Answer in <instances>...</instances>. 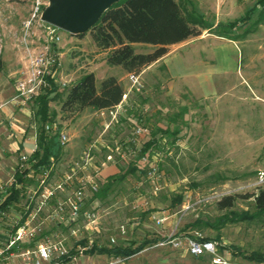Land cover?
<instances>
[{
  "label": "rangeland",
  "instance_id": "rangeland-1",
  "mask_svg": "<svg viewBox=\"0 0 264 264\" xmlns=\"http://www.w3.org/2000/svg\"><path fill=\"white\" fill-rule=\"evenodd\" d=\"M176 1L184 11L191 9L212 24L245 14L249 19L226 37L201 30L197 36L168 45L165 54L133 74L132 83L131 73L105 62L107 51L94 45L88 30L79 34L58 28V40L45 42L37 21L24 26L33 0H0V91L8 93L0 97V107L18 104L28 111L26 117L16 109L17 121L0 111V189L8 183L20 155H29L7 152L8 142L25 144L36 136L31 103L12 101L13 78L28 53L45 45L57 62L52 73L57 90L48 103L55 115L48 124L55 125L52 133L56 130L67 137L47 181L52 195L43 199L38 181L33 180L5 219L13 223L23 203H47L33 210L28 223L60 240L64 250L75 249L69 264H264V222L220 224L216 219L227 209L219 210L215 203L234 194L229 209L251 211L252 197L245 195L256 193L264 180V24L238 36L257 18L260 4L256 0ZM49 2L42 0V9ZM131 46L140 53L153 49L144 43ZM88 72L93 73L96 88L103 78L114 76L125 97L111 109L61 110L66 89ZM136 127L145 132L135 134ZM158 127L173 133L160 134L158 146L139 156L143 142L152 133L159 135ZM131 165L135 170L116 180L104 195L89 192L85 182L73 220L46 218L55 203L72 196L79 180L93 178L100 189L107 176L122 175ZM37 174L33 172L35 179ZM68 174L70 181L63 184ZM57 183L61 187L54 189ZM152 216L164 220L156 224ZM174 234L181 241L190 236L212 241L220 262L213 263L208 254L192 256L183 244L177 248L159 244L160 237ZM28 243L24 247L33 249ZM92 243L144 246L126 258L80 252L84 244ZM253 251L262 255V262L246 261L241 255ZM24 257L7 262L18 264Z\"/></svg>",
  "mask_w": 264,
  "mask_h": 264
},
{
  "label": "trees",
  "instance_id": "trees-1",
  "mask_svg": "<svg viewBox=\"0 0 264 264\" xmlns=\"http://www.w3.org/2000/svg\"><path fill=\"white\" fill-rule=\"evenodd\" d=\"M256 4H260L257 18L250 21L247 29H244L243 34H238V36L242 37L245 33L253 30L256 25L264 24V0H256ZM254 9L255 5L252 10ZM245 18L249 19V15L245 14L230 22L219 21L212 24L191 9L184 11L176 0H116L100 14L88 32L97 48L108 49L105 55V62L108 65L119 66L127 73L136 74L141 68L165 54L168 45L197 36L201 30H209L208 32L217 36L226 37L228 31L243 25ZM133 43L149 44L153 46V49L146 53L135 52L131 46ZM50 82V90L42 92L29 101L34 123H36L35 146L21 166H19V162L16 164L12 173L14 183L0 192V210H5L6 206L18 202L25 186L33 180L37 182L34 176H26L29 169H32L35 174L43 169H49L50 175L53 164L59 160L62 154V146L58 142L57 132L52 133L44 128L45 124L53 121L55 115V112L49 109L48 103L54 98L57 86L52 81ZM122 93V86L114 76L109 75L103 78L96 88L94 75L92 72H88L76 79L66 89L60 108L66 111L80 110L84 107L97 110L108 109L119 104ZM155 132L159 135L156 136L152 133L150 138L143 142L139 156L149 154L152 148L158 146L160 134L170 135L173 133L167 128L159 127ZM134 170V165H131L122 175L107 176L100 189L97 188L93 194L104 195L116 180L124 178L127 173ZM15 183H18L19 187ZM249 196L252 197V210H242L238 213L229 209L237 196L234 194L222 196L215 202L216 206L219 210H227L217 217L216 221L220 224L226 221L230 223L264 222V180L257 187L256 193L245 195V197ZM26 212L22 214L18 221L19 224L22 223ZM190 238L208 240L191 236ZM81 243L84 242L81 241ZM28 244L31 245L32 242ZM83 246L85 248L82 252L86 255L103 254L126 258L141 250L144 243L135 247L129 245L105 246L94 243L88 247L86 244ZM219 248L221 247L219 246ZM75 253V249L69 250L60 257V260L66 263ZM241 255L246 261L262 262V255L259 252L253 251L247 255ZM199 256L201 255L197 257Z\"/></svg>",
  "mask_w": 264,
  "mask_h": 264
},
{
  "label": "built area",
  "instance_id": "built-area-1",
  "mask_svg": "<svg viewBox=\"0 0 264 264\" xmlns=\"http://www.w3.org/2000/svg\"><path fill=\"white\" fill-rule=\"evenodd\" d=\"M42 0H33L30 18L27 20L25 27H28L31 22L37 21V25L42 28L44 33V41L50 40L55 42L58 40L57 27L46 23L40 19V13L42 11ZM48 45L43 46L36 53H28L24 65L16 72L13 78L14 94L12 96L13 102H18L23 104L25 102L31 101L34 97L41 94L46 90H50L51 82L54 84V79L52 73L54 72L57 62L53 54H49ZM129 79L132 83L136 81V76L129 74ZM56 85V84H55ZM125 97L122 93L121 99ZM121 101V100H120ZM111 109V108H108ZM55 127L54 124H45L44 128L50 132ZM54 132H57L56 130ZM135 134H143L145 129L136 127L133 131ZM57 139L60 145H63L67 141V137L64 133L57 132ZM34 149V148H33ZM32 149V150H33ZM27 157L22 154L19 157V166H21ZM38 187H40V196L45 199L52 195L51 187L48 186L47 181L49 178V169H43L38 174ZM27 177H33L32 169H29L26 173ZM71 176L68 174L64 176L63 184L70 181ZM8 183L3 187L4 189L9 187L14 183L13 176L11 175L7 181ZM80 185L72 192V196L65 198L64 203H55L52 208V212L47 214L49 220H57L58 222H64L65 218L70 221L77 217L80 210L83 198V185L87 184L89 192L93 193L97 190L96 180L93 178H88L86 181H78ZM62 183H57L54 185V189H59ZM17 187L19 184L15 183ZM0 189V192L4 191ZM34 192V191H33ZM13 203L5 207V210H0V264H8V260L17 256H25L21 262L18 264H41L43 261H47L48 264H69L71 258L68 262H63L60 257L67 253L64 250L63 245L60 240H52L49 233H39V228L32 226L28 223L29 217H32L34 211H39L44 208L47 203H23V210L19 216H16L13 223H8L6 221V213L11 206L15 205ZM34 210V211H33ZM27 211V212H26ZM26 212V215L22 223H18L22 214ZM65 213V216H63ZM84 216H88L85 213ZM156 224H161L164 220L162 216H152ZM2 227V228H1ZM40 236V237H39ZM39 237V238H38ZM37 239V240H36ZM40 240V241H38ZM26 242H32L33 249L28 250L24 247ZM159 244L169 243L172 247H180L181 244L184 245V250L192 255L198 256L202 254H208L211 257L213 263L220 262V257L216 253L215 245L210 240H196L193 238H181L178 235H168L167 237H162L158 241ZM85 248V247H83ZM83 249H80V252Z\"/></svg>",
  "mask_w": 264,
  "mask_h": 264
},
{
  "label": "water",
  "instance_id": "water-1",
  "mask_svg": "<svg viewBox=\"0 0 264 264\" xmlns=\"http://www.w3.org/2000/svg\"><path fill=\"white\" fill-rule=\"evenodd\" d=\"M116 0H50L40 19L61 30L83 33Z\"/></svg>",
  "mask_w": 264,
  "mask_h": 264
},
{
  "label": "crops",
  "instance_id": "crops-1",
  "mask_svg": "<svg viewBox=\"0 0 264 264\" xmlns=\"http://www.w3.org/2000/svg\"><path fill=\"white\" fill-rule=\"evenodd\" d=\"M104 50L108 52V49H104ZM6 94H8V93L0 91V97L1 98L3 96H5ZM16 109L18 111L20 110L22 112V114H24L27 117L28 111L25 110L24 108L20 107L18 104H16V105H4V106L0 107V111L3 112L5 118H9L13 115L14 117H12V120L17 121V118H15L16 117L15 112H17ZM19 114H21V113H19ZM22 114H21V116H23ZM26 117H24V118H26ZM28 121H29V119H28ZM18 122H21V121L18 120ZM10 124L12 126L18 127L17 125H15L11 122H10ZM19 129H21V128H19ZM8 146H9L8 149H6V151L8 150L7 152H15L16 150H18L19 152H25L26 154H30V152L32 151V149L35 146V140L31 139L25 144L23 142H20V141L8 142ZM10 157H8V158H10Z\"/></svg>",
  "mask_w": 264,
  "mask_h": 264
}]
</instances>
